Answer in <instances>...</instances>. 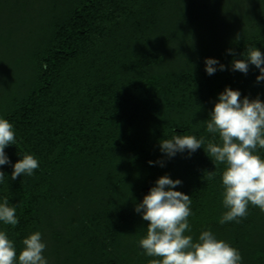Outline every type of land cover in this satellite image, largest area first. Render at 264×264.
Wrapping results in <instances>:
<instances>
[{
  "label": "trees",
  "instance_id": "16d2710c",
  "mask_svg": "<svg viewBox=\"0 0 264 264\" xmlns=\"http://www.w3.org/2000/svg\"><path fill=\"white\" fill-rule=\"evenodd\" d=\"M249 46L264 54V0H0V118L17 139L0 166V203L8 197L19 219L0 230L17 257L39 231L48 264H148L135 207L167 174L191 196L186 235L210 230L241 264H264V211L250 205L239 223H219L225 166L203 148L160 150L173 135L219 143L205 121L226 86L264 101L254 65L231 70ZM206 58L226 70L208 75ZM25 154L39 167L12 180Z\"/></svg>",
  "mask_w": 264,
  "mask_h": 264
},
{
  "label": "clouds",
  "instance_id": "9594fccd",
  "mask_svg": "<svg viewBox=\"0 0 264 264\" xmlns=\"http://www.w3.org/2000/svg\"><path fill=\"white\" fill-rule=\"evenodd\" d=\"M238 38V37H237ZM229 54H236L229 49ZM243 59H233L231 70L245 75L249 66L259 70L257 82L264 81V54L249 46L241 54ZM217 70H226V66L217 59H205V71L213 75ZM206 130L213 137L219 136V143L201 136L173 135L160 141V150L172 158L177 153L187 151L195 153L203 148L211 158L215 169L224 165L221 175L222 203L226 211L219 223L237 222L248 216L249 206H256L264 211V158L258 149H264V101L259 96L250 99L241 98V92L225 87L206 121ZM17 139L13 125L0 118V166L10 164L5 149L16 145ZM164 166L163 161H149ZM39 161L34 155L25 154L12 165L11 179L31 176L38 169ZM217 171H207L204 176L213 180ZM6 174L0 170V183ZM180 179H171L167 174L159 177L155 186L137 204L135 211L142 213V219L148 222L146 235L139 240L144 254L153 257L148 264H241L242 255L238 249L224 240H218L210 230H204L198 239L186 235L191 231L188 218L191 212V196L174 190L181 186ZM17 207L9 202L8 197L0 203V221L15 227L19 223ZM23 248L17 257L14 242L8 238L5 230H0V264H48L43 255L46 244L42 233L36 231L22 240Z\"/></svg>",
  "mask_w": 264,
  "mask_h": 264
},
{
  "label": "rangeland",
  "instance_id": "374dc122",
  "mask_svg": "<svg viewBox=\"0 0 264 264\" xmlns=\"http://www.w3.org/2000/svg\"><path fill=\"white\" fill-rule=\"evenodd\" d=\"M240 26H241V24H240Z\"/></svg>",
  "mask_w": 264,
  "mask_h": 264
}]
</instances>
